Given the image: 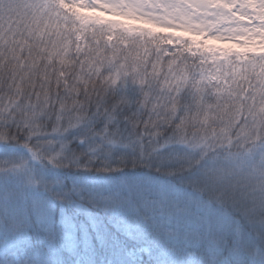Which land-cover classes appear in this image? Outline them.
Returning a JSON list of instances; mask_svg holds the SVG:
<instances>
[{
  "label": "snow or ice",
  "instance_id": "snow-or-ice-1",
  "mask_svg": "<svg viewBox=\"0 0 264 264\" xmlns=\"http://www.w3.org/2000/svg\"><path fill=\"white\" fill-rule=\"evenodd\" d=\"M34 142L52 168L75 169L70 184L39 168ZM5 145L30 161L0 156V264H96L104 253L145 264L206 238L232 247L228 264H246L245 228L264 225V0H0ZM142 169L182 182L80 187L91 171ZM228 203L242 205L236 239L202 232Z\"/></svg>",
  "mask_w": 264,
  "mask_h": 264
},
{
  "label": "clouds",
  "instance_id": "clouds-1",
  "mask_svg": "<svg viewBox=\"0 0 264 264\" xmlns=\"http://www.w3.org/2000/svg\"><path fill=\"white\" fill-rule=\"evenodd\" d=\"M146 12H161L162 9L159 7L153 8L150 6H145ZM4 151L0 152V156H14L16 158L17 163H25L30 161L29 155L23 151L22 149H18L14 145H5ZM33 149L36 151H39L42 157L41 163L39 165V168L46 174L54 175L57 173L60 174H68L71 173L72 175L75 173V169H69L66 167H57L52 168L50 164H48V160L51 156L50 150L43 148V146L38 143H33ZM58 164H61L62 162H57ZM30 167H35V165H31ZM129 173L132 172V169L127 170ZM91 174L92 176H99L101 179L97 181H92L89 183L85 182L84 176H83V182L80 183V187L82 188L85 196L89 195V193L92 192H101L105 191L108 187H115L118 184L122 183L125 179L128 178H135L138 180H149L151 179L152 183L154 185L159 186H169L172 190H176V188L181 184L182 178L181 177H167L163 175H158L155 172H152L150 169H142L138 170V174L135 177H129L126 176L124 173L119 174H111L107 175L102 172L97 171H91L89 173H85V175ZM105 177H107L105 179ZM5 180H8V177H4ZM77 180H80V177H77ZM185 189L188 188V185L185 183L183 185ZM10 188L12 191H22V184L21 182L15 178L12 177L10 179ZM41 195L48 201L52 202L53 204L56 202L54 193L48 192V193H41ZM27 198L31 200L33 198V194L28 193ZM217 209L222 210L224 212L231 213L237 218L244 219L242 215V205L233 206L231 203L226 204L223 207H218ZM260 219H264V216H261ZM250 229H252L255 234L257 235L258 232L264 231V225L259 223V221L253 225ZM12 255H15V253H12ZM175 258L173 257H161L159 259H153V264H174ZM24 264H34V261L30 256L24 257ZM67 264H81V257H70L67 261ZM96 264H113V258L111 256H98L96 259ZM182 264H201V260L199 255L193 251L191 254L184 258L182 261Z\"/></svg>",
  "mask_w": 264,
  "mask_h": 264
},
{
  "label": "trees",
  "instance_id": "trees-1",
  "mask_svg": "<svg viewBox=\"0 0 264 264\" xmlns=\"http://www.w3.org/2000/svg\"><path fill=\"white\" fill-rule=\"evenodd\" d=\"M68 179L69 184L72 180V174H62ZM85 182L89 183L92 181L100 180L101 178L99 176H92L91 174H83ZM107 177H105L106 179ZM111 190L110 187L105 189V192ZM90 194V193H89ZM244 219L237 218V216L224 212L222 210L216 209L214 214L211 217V222L209 223L208 220L202 221V228L201 231L210 228L213 233H218L220 235H228L231 240H235V233L232 231V229L235 227L238 221H243ZM245 243H250L251 247L248 249V260L246 261V264H259L260 258L264 256V241H262L255 232L250 228H245L244 237H243ZM261 245V247L257 248L254 245ZM177 250L185 251L186 256H183L182 254H174L172 251H161L157 255H155L153 258L145 257L146 262L149 264H153V259H159L161 257H173L175 258L174 264H182V261L184 258L188 256L189 252L195 251L201 260V264H211L210 257L215 256L217 258V264H228L230 260H232L233 257V250L230 245H221L217 247L216 249H211L209 246V241L206 238L203 245L201 246H191L187 247L179 242L176 244ZM255 252H258L255 255ZM98 256H110L108 253L104 254H98ZM97 256V257H98ZM80 257V256H79ZM85 260L89 258V254L85 252L83 254V257Z\"/></svg>",
  "mask_w": 264,
  "mask_h": 264
},
{
  "label": "rangeland",
  "instance_id": "rangeland-1",
  "mask_svg": "<svg viewBox=\"0 0 264 264\" xmlns=\"http://www.w3.org/2000/svg\"><path fill=\"white\" fill-rule=\"evenodd\" d=\"M172 253H174V254H182L183 256H186V255H187L185 251H180V250H177V251L172 252ZM257 253H258V252H255V255H256ZM145 264H149V263L146 262V260H145ZM254 264H255V262H254Z\"/></svg>",
  "mask_w": 264,
  "mask_h": 264
}]
</instances>
